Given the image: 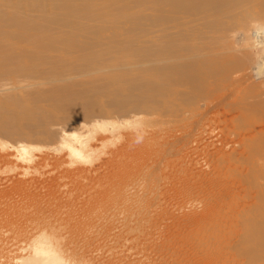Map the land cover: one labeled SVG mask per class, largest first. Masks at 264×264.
I'll return each instance as SVG.
<instances>
[{
    "label": "rangeland",
    "instance_id": "rangeland-1",
    "mask_svg": "<svg viewBox=\"0 0 264 264\" xmlns=\"http://www.w3.org/2000/svg\"><path fill=\"white\" fill-rule=\"evenodd\" d=\"M4 5L1 264H31L21 257L43 232L64 236L78 264H264V0H89L91 23L63 28L70 42L54 56L70 69L81 46L101 49L118 70L37 87L8 71L31 69L15 58L36 47L5 26ZM171 63L183 78L158 91L153 69ZM111 76L129 77L104 87ZM129 90L147 93L132 113L114 105Z\"/></svg>",
    "mask_w": 264,
    "mask_h": 264
},
{
    "label": "bare ground",
    "instance_id": "bare-ground-1",
    "mask_svg": "<svg viewBox=\"0 0 264 264\" xmlns=\"http://www.w3.org/2000/svg\"><path fill=\"white\" fill-rule=\"evenodd\" d=\"M0 1H2L3 4H5L4 7L6 8V10L3 12L4 14H6V16L8 18V20H6L5 26L8 27L9 25H12L13 27L18 26L19 28L23 29L24 30L23 33L26 34V36L32 41L31 43H34V47H36V52L33 54V56L30 59H23L20 57L15 58V61L16 60L18 61V63H17V61L15 62L17 64L24 65L27 62H33L34 67H33V65H30L31 67L29 66V68H31V69H28V68H24L22 66L12 65V68H10L8 71L15 73V74H18V75L22 74V77H24L23 79H27V78L35 79L34 83L37 87V86L42 85V84H49V83H51V81L52 82L57 81V79H59V81H60V80H62L61 78L67 73H72L76 76H82V75L85 76V75H90V74L97 73V72H112L114 70H118L116 65L113 66V65H109L106 63V60L104 59V57H102L104 54V50H101V49H99L97 51H91V49H89V47L86 48V46L85 47L81 46L79 48V51L82 52L81 57H82L83 63L80 65H77V66H73L70 69L63 66V60L60 59L62 57H55L54 56V50L51 47L53 44L65 45L64 43L70 42V39H68L69 37H67L69 30L61 33L63 28H68L70 25L78 24V23L80 25H83L86 23H91V19L93 18V15L86 13L88 10V6H90L89 0H0ZM207 5H205V6H207ZM76 43H73V44L68 45V46L69 47L74 46V45H76ZM42 46H45L47 51L48 50L53 51L52 53H49L51 56L50 58H38L37 52L39 53L40 51H37V49L38 48L42 49ZM76 46H78V45H76ZM40 54L42 56L45 55V53H40ZM93 57H94V59H92ZM52 58H53V60H52ZM54 58L55 59L59 58L60 61H59V59H58V62H57V60L54 61ZM12 61L14 63L13 59H12ZM146 61L147 60L145 59V62ZM138 62L143 63L141 60H139ZM173 66H174L173 63H171V64L166 65V66L161 65L160 67H158L156 65L154 67L153 72H152L153 73L152 78L160 75L159 78H161V80H166V82H164V83H159L158 91L163 90V89L167 90L169 88V86L175 88V80H179V79L183 78V74H181V72H183V71H179V69H175V68H173ZM187 67L192 68L190 63H186V62H180L179 63L180 69L186 70L184 68H187ZM132 68H138V70L141 69L140 67L137 66V64H134L132 66ZM19 71H20V73H19ZM21 71L24 72L26 77ZM128 77H124V79H120V78L116 79L115 77L111 76L110 81H105V84L108 82L106 85H104L103 81H102L103 83L100 81H96L95 82L96 84H94V86L97 87V85H98L99 89L97 88L96 90H101V89L104 90V87H106L109 84L112 85L115 82H119V80L127 83L128 81H125V80ZM129 80H131V79H129ZM23 81L24 80H22V83H21V81H18L17 84L18 85L23 84V87H24ZM19 82H20V84H19ZM101 83L104 85V87H103V85H101ZM26 84L28 85V82H25V85ZM90 84H93V83H90ZM28 86L26 89H28ZM94 86L92 85L93 88L92 87L91 88L94 89ZM109 87H110V85H109ZM1 88H2V86H1ZM29 88H31V87H29ZM106 88H108V86ZM106 88H105V90H106ZM64 89H62V90L59 89L60 91L58 90L57 92H59L61 94V93H63ZM68 89H69V87H68ZM51 91L52 90L48 91V94H49V92L51 93ZM43 92L46 95V96L44 95L45 98H48L51 95V97H50L51 100L55 96L57 97L58 95H60L55 90H54V92H56V95H53V93H54L53 91H52L53 93L49 94V96L47 95V92H45V91H43ZM43 92L38 91L37 94L35 95V92L33 91L35 96H37L40 93H42V96H43ZM138 92H142L144 94H147L145 91H139V90H137V91L132 90L131 91V90H129V93L127 95H125L126 100L125 99L124 100L127 102L125 105H123L121 103L122 101H120V103H121L120 105H119V103L114 104L113 103L114 101L112 103L115 105V107L117 109H119V107H120L119 110H122L125 112H128V109H129L130 110L129 112L132 113V110L133 111L135 110V109H133V104H132V103H134L135 100L131 101L129 99L130 98L134 99L135 96H137V97L140 96L139 94H137ZM168 92H169V89H168ZM174 92H172V93H174ZM69 93L72 94L71 91H69ZM84 93L86 94L87 92H84ZM65 94L68 95V93H65ZM170 94H171V92H170ZM34 95L32 96L33 98H34ZM61 95H62V97L64 96L63 94H61ZM61 95L59 97H57V99H59L61 97ZM76 95L77 94L75 93V96ZM171 95H173V94H171ZM40 96L35 97L36 100H34L32 98V102L37 101V100H40V103H41V100L46 101V100H44V97L42 98V96L41 97ZM52 96H53V98H52ZM81 96H80V99H82ZM37 98H40V99H37ZM65 98H68V97L66 96ZM69 98L71 99V97H69ZM69 98H68V100H69ZM54 99L56 101V98H54ZM51 100H49V101H51ZM74 100L77 102V99H74ZM122 100H123V98H122ZM38 102L39 101H37L36 103H38ZM82 102H80V103H82ZM116 104H118L119 107H117ZM74 105L75 104L73 103V106ZM76 105H79V103L78 104L76 103ZM114 105H111V106H114ZM78 107H80V105ZM81 107H82V105H81ZM70 109H71V107H70ZM70 109H69V112H71ZM61 110H59V111H61ZM65 110H67V109L65 108ZM75 111H77V110H75ZM75 111L74 112L72 111V112L75 113ZM78 142H80V141H78ZM138 181H139V179H138ZM134 183H136V182H134ZM208 183H209V181H208ZM123 189H124V187H123ZM128 194H130V193H128ZM130 218H131V216H130ZM257 231H258V227H253V229L249 231V233H250L249 238L250 239L253 238L255 236L254 234L257 233ZM34 238H38L40 244L37 246V244L33 242L31 244L32 248L30 250V253L27 256H22L21 257L22 261L30 262L31 264H78L79 261L76 260V258L63 254L64 253L63 249L66 247V244L68 243V240H66V238L64 236L55 235L52 232H49V233L43 232V233H41V235L35 236ZM3 247H4V243L0 242V253H1V250L3 249ZM0 259H1V256H0ZM0 264H1V260H0Z\"/></svg>",
    "mask_w": 264,
    "mask_h": 264
}]
</instances>
